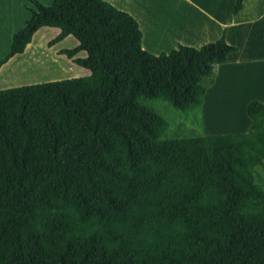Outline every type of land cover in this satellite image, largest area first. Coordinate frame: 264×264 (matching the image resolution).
I'll list each match as a JSON object with an SVG mask.
<instances>
[{
  "label": "trees",
  "instance_id": "1",
  "mask_svg": "<svg viewBox=\"0 0 264 264\" xmlns=\"http://www.w3.org/2000/svg\"><path fill=\"white\" fill-rule=\"evenodd\" d=\"M28 1L0 69L52 27L90 73L0 89V264H264V102L248 132L175 137L148 104L201 112L239 50L226 32L160 54L109 0Z\"/></svg>",
  "mask_w": 264,
  "mask_h": 264
},
{
  "label": "rangeland",
  "instance_id": "2",
  "mask_svg": "<svg viewBox=\"0 0 264 264\" xmlns=\"http://www.w3.org/2000/svg\"><path fill=\"white\" fill-rule=\"evenodd\" d=\"M0 1L5 4L0 7L4 11L19 7V15L16 13V17L10 19L0 16L1 59L10 49L11 40L16 33L10 30H21L26 26L31 14L27 6L34 5L28 0ZM40 1L50 6L54 0ZM109 1L131 12L138 19L145 34L143 44L149 51L171 52L180 43L189 45L180 39L178 33L194 38V44L190 46L200 48L219 40L226 32L227 40L239 47L229 57L228 63L218 67L216 84L208 90L201 112L179 111L161 99L148 102L168 119V137L189 134L194 127L204 134L208 131L214 133L210 135H219L232 129V119L237 117H240L243 130L249 128L251 121L246 114V107L256 96L264 93V0H246V8L235 16L233 11L237 0ZM59 33L58 28L46 27L41 30L26 52L10 59L0 72V88L89 75L87 68L75 62L76 58L87 57V52H81L73 58L61 54L63 49L74 48L80 44L76 37L70 36L55 46L51 45V41ZM208 38L212 40L202 45ZM8 71L11 80L5 83L4 78L6 79L5 74ZM261 98L264 100L263 96ZM197 115L203 117V124H195ZM257 180L264 184L262 167L257 168Z\"/></svg>",
  "mask_w": 264,
  "mask_h": 264
},
{
  "label": "crops",
  "instance_id": "3",
  "mask_svg": "<svg viewBox=\"0 0 264 264\" xmlns=\"http://www.w3.org/2000/svg\"><path fill=\"white\" fill-rule=\"evenodd\" d=\"M258 1V0H257ZM2 5L4 6L5 4L2 2V1H0V7H2ZM246 8V0H245V6H244V9ZM254 8V7H253ZM5 9H6V7H5ZM243 9V10H244ZM243 10L241 11V12H243ZM253 10V9H252ZM252 10L251 11H249V14H251V12H252ZM240 12V13H241ZM16 13H17V15H19V7L17 6L16 8H14L13 10H8V11H4V10H2L1 8H0V16L2 17H6V18H12V17H16ZM239 13V14H240ZM248 14V13H247ZM7 15V16H6ZM17 20V19H16ZM12 22V21H11ZM2 24H3V22H2ZM4 27V26H3ZM24 28V27H23ZM0 30H2V29H0ZM12 30H14V31H11L10 30V32H18V31H20L19 29L17 30V29H12ZM0 32H2V31H0ZM16 33H14V35L16 34ZM12 41H13V39L11 40V44H12ZM203 45V44H202ZM10 47H11V45H10ZM10 50V49H9ZM9 50H8V52H9ZM7 52V53H8ZM6 53V54H7ZM6 54H5V56H6ZM17 55H21V54H17ZM17 55H15V56H17ZM4 56V57H5ZM15 56L13 57V58H15ZM4 57H2L1 59H0V61L4 58ZM13 58H11V59H13ZM9 62H7L6 64H4L3 66H2V68L0 69V72L7 66V64H8ZM226 64V63H225ZM10 71V70H9ZM7 72L5 75H6V79L4 78V80L6 81L5 83H9L10 82V80L11 79H9L10 78V72ZM3 79V78H2ZM216 83V82H215ZM23 85H25V84H23ZM16 86H21V85H7V86H4V87H1L0 89H5V88H10V87H16ZM211 88V87H210ZM209 90V89H208ZM264 97V93L262 92V95L261 96H256L253 100H260V101H263L264 102V100H263V98H261V97ZM252 100V101H253ZM251 102V101H250ZM249 102V103H250ZM231 106L233 105V104H230ZM249 105V104H248ZM248 105H247V107H246V114H247V116H248V118H249V120L251 121L250 122V126H249V128L248 129H245V130H243L242 129V126H243V124H242V122H241V120H240V117H237L236 119H232V122H231V124H232V129L230 128L229 129V131H226V132H223V133H220V134H234V133H243V132H248V131H250V129H251V127H252V125H253V119H252V117L249 115V113H248ZM204 116H205V113H204ZM206 130H207V126H206ZM206 134L207 135H210V134H214V133H209L208 131H206Z\"/></svg>",
  "mask_w": 264,
  "mask_h": 264
},
{
  "label": "bare ground",
  "instance_id": "4",
  "mask_svg": "<svg viewBox=\"0 0 264 264\" xmlns=\"http://www.w3.org/2000/svg\"><path fill=\"white\" fill-rule=\"evenodd\" d=\"M206 100V99H205Z\"/></svg>",
  "mask_w": 264,
  "mask_h": 264
},
{
  "label": "water",
  "instance_id": "5",
  "mask_svg": "<svg viewBox=\"0 0 264 264\" xmlns=\"http://www.w3.org/2000/svg\"><path fill=\"white\" fill-rule=\"evenodd\" d=\"M161 54V53H160Z\"/></svg>",
  "mask_w": 264,
  "mask_h": 264
}]
</instances>
